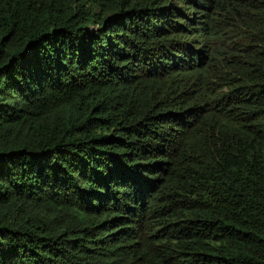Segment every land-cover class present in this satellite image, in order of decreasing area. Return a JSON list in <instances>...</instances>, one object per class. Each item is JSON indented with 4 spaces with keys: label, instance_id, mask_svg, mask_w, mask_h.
<instances>
[{
    "label": "trees",
    "instance_id": "1",
    "mask_svg": "<svg viewBox=\"0 0 264 264\" xmlns=\"http://www.w3.org/2000/svg\"><path fill=\"white\" fill-rule=\"evenodd\" d=\"M0 264H264V0H0Z\"/></svg>",
    "mask_w": 264,
    "mask_h": 264
}]
</instances>
